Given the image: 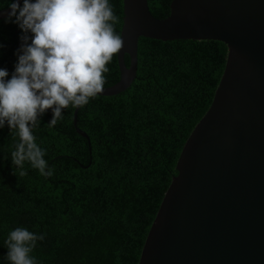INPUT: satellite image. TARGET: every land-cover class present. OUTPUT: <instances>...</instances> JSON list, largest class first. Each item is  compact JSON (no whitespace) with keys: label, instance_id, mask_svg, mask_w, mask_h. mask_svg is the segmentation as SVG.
I'll use <instances>...</instances> for the list:
<instances>
[{"label":"trees","instance_id":"trees-1","mask_svg":"<svg viewBox=\"0 0 264 264\" xmlns=\"http://www.w3.org/2000/svg\"><path fill=\"white\" fill-rule=\"evenodd\" d=\"M110 2L120 34L122 0ZM147 2L156 19L169 16L172 0ZM7 3L0 0V7ZM20 36L15 23L0 21V67L9 70L8 78ZM226 59L227 47L216 41L140 38L131 86L79 107L77 128L88 136L91 153L73 125L75 108L64 109L55 127L46 125L50 109L40 117L34 134L47 150L52 176L28 164L26 176L14 175L10 158L19 138L7 125L0 129V264H8L5 240L16 227L45 234L32 253L40 264H138L182 148L211 105ZM107 67L104 88L119 81L116 54Z\"/></svg>","mask_w":264,"mask_h":264},{"label":"water","instance_id":"water-1","mask_svg":"<svg viewBox=\"0 0 264 264\" xmlns=\"http://www.w3.org/2000/svg\"><path fill=\"white\" fill-rule=\"evenodd\" d=\"M122 5L119 81L97 96L131 86L140 38L227 47L211 105L182 148L138 264H264V0H172L163 20L147 0ZM78 111L73 125L91 153Z\"/></svg>","mask_w":264,"mask_h":264},{"label":"clouds","instance_id":"clouds-1","mask_svg":"<svg viewBox=\"0 0 264 264\" xmlns=\"http://www.w3.org/2000/svg\"><path fill=\"white\" fill-rule=\"evenodd\" d=\"M6 6L0 15L21 29V44L11 78L0 67V129L7 125L19 138L10 158L14 175L26 176L28 164L52 176L34 130L47 110L53 115L46 125L55 127L64 109L83 107L104 90L107 65L124 45L115 28L119 17L110 0H8ZM44 239L26 227L10 230L5 260L40 264L32 253Z\"/></svg>","mask_w":264,"mask_h":264}]
</instances>
